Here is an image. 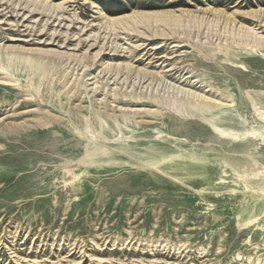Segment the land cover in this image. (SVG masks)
<instances>
[{"label":"rangeland","instance_id":"obj_1","mask_svg":"<svg viewBox=\"0 0 264 264\" xmlns=\"http://www.w3.org/2000/svg\"><path fill=\"white\" fill-rule=\"evenodd\" d=\"M49 1H74L70 14L102 27L109 46L108 18L189 13L116 30L190 43L176 55L155 40L120 60H43L15 54L39 47L10 41L28 38L0 16V264H264V48L240 29L254 23L203 15L264 0Z\"/></svg>","mask_w":264,"mask_h":264},{"label":"bare ground","instance_id":"obj_2","mask_svg":"<svg viewBox=\"0 0 264 264\" xmlns=\"http://www.w3.org/2000/svg\"><path fill=\"white\" fill-rule=\"evenodd\" d=\"M10 1L12 2L11 4L9 3ZM73 3L75 2L74 1H64L58 4H54L53 2H50L49 0H0V7L5 6V5L11 7V10L7 13H4L7 10V8H5V11L4 10L0 11V16L6 17L8 14L11 13V18H14V22L17 23L16 25H13V26L18 28L17 30V34L19 35L18 37L28 38V39H23V40L19 38H14V39H11L10 41L22 42L26 46L39 47V49H25V48L17 47L15 49L16 51H14L15 54L17 53V55L35 56L43 60H61V61L81 62L82 60L91 61L92 59L95 63L97 61L101 62L108 58H113V59L119 58L120 60V58L122 57L125 58L126 55H123L124 53L126 54L129 53L132 55L136 54L143 47H145L146 44H148L151 41H155V40H162L165 43L163 44V46L157 47V49L159 48H162L164 50L172 49V51H176L174 52L175 55L177 52L179 53V50L181 48H184L185 46H187L182 43L184 42L190 43L187 37L182 38L181 36H177L173 32L172 33L170 32L168 34V33H165L164 31H159V30L154 31L153 29H150L151 26L146 29L145 31L146 33L139 32V29L140 28L143 29V27H140L137 24L133 25V28L137 29L135 31L133 29L131 30V28L128 27V25H126L127 29H124L125 30L124 34L126 35L124 38L122 36L120 37L118 35V30H116V28H119L120 25L125 24V21H128V22H133V21H141V22L144 21L145 22L146 21L147 22V21L156 20L154 22H157L158 20L160 21L161 19L181 18L183 16L191 15L185 12H183L181 16L176 15L174 13H166V12H139V13H134L133 15H130V16H124V17L113 18V19L108 18V20L112 22L113 23L112 25L115 27V29H113L115 30V33L112 34L114 35L112 43L114 44L116 43V45L112 44L111 46H109L110 42L104 43L107 38L106 37L103 38L101 34H99L102 27L99 28L100 31H98V34H96L95 30L96 28H98V25L94 24L93 21L82 23L79 20L78 16L70 14V8L72 7ZM203 12H204L203 15H214L225 21H228L229 18L231 19L235 18L236 20V18L240 16L241 18L246 20V22L254 23L256 25V27L254 28L240 27V29H244V30L246 29L245 30L246 32L252 35H256L255 36L257 40L256 43L259 46L264 48V37H260V38L257 37L258 34L264 33V10L263 9L244 12V13L236 11V12H233L232 14H228L225 11H217L214 9H208L207 11H203ZM37 17H41L39 23H37L39 21ZM45 18L47 20L43 21ZM26 23H32L33 25L37 23L38 27L36 28L31 27V29H27L26 31L30 30L29 35L25 36L24 34L27 32L20 31V28L24 27ZM81 24L82 26L79 27V25ZM64 30L65 32H63ZM75 31H78V34L77 33L75 34ZM111 38L112 37H109V39ZM123 40L131 41V43H133V41L136 40L137 42H140L142 44L138 46H130L129 48L130 51H128L129 49L127 50L123 48L122 45H119V41H123ZM174 40H178V44L173 47H167L168 42H171ZM54 47H57L58 49H62V50L65 49L66 52H59L57 50H53L52 48ZM11 49H12L11 51H13L14 48L12 47ZM82 49H86V53H82L81 55L76 54V52H80ZM96 49H98V51L95 54H92V51ZM169 52L170 51H168V53ZM164 58H166V56ZM168 60H172V59H168ZM110 66L113 67V70L116 68L122 70V67L124 65L121 66V64H119V65L113 66V64L112 65L110 64ZM131 68L132 67L129 65H127L126 67V69H131ZM140 73H142L144 76L153 74L151 72H147V71L145 72L142 69L140 70ZM182 83L184 82L182 81ZM187 85L190 88L192 84L191 85L187 84ZM130 104H135V103L130 102Z\"/></svg>","mask_w":264,"mask_h":264}]
</instances>
